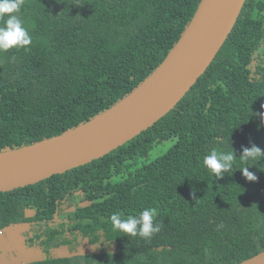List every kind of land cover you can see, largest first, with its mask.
<instances>
[{"label": "trees", "instance_id": "16d2710c", "mask_svg": "<svg viewBox=\"0 0 264 264\" xmlns=\"http://www.w3.org/2000/svg\"><path fill=\"white\" fill-rule=\"evenodd\" d=\"M199 2L0 0V152L59 136L126 97ZM0 230L36 254L22 264H238L263 252L264 0L245 1L204 74L148 130L0 193Z\"/></svg>", "mask_w": 264, "mask_h": 264}, {"label": "water", "instance_id": "95a60500", "mask_svg": "<svg viewBox=\"0 0 264 264\" xmlns=\"http://www.w3.org/2000/svg\"><path fill=\"white\" fill-rule=\"evenodd\" d=\"M246 0H200L176 44L115 105L59 136L0 152V193L34 185L100 159L175 108L231 33ZM238 264H264V251Z\"/></svg>", "mask_w": 264, "mask_h": 264}, {"label": "rangeland", "instance_id": "374dc122", "mask_svg": "<svg viewBox=\"0 0 264 264\" xmlns=\"http://www.w3.org/2000/svg\"><path fill=\"white\" fill-rule=\"evenodd\" d=\"M171 143L172 141H166L161 145L155 147V149L151 152L149 159H153L161 155L171 145ZM21 228L18 229L17 232H20ZM17 232L12 234L3 232V234L0 235V250L9 251V254H7L6 252L4 253L3 251L0 252V264H22V262L25 263L28 260L36 257V254L32 253L30 250H24L21 238L16 235L18 234ZM82 249L81 251L83 252H88L89 250H91L90 248Z\"/></svg>", "mask_w": 264, "mask_h": 264}, {"label": "built area", "instance_id": "2783aa9c", "mask_svg": "<svg viewBox=\"0 0 264 264\" xmlns=\"http://www.w3.org/2000/svg\"><path fill=\"white\" fill-rule=\"evenodd\" d=\"M3 234V230H0V235Z\"/></svg>", "mask_w": 264, "mask_h": 264}]
</instances>
